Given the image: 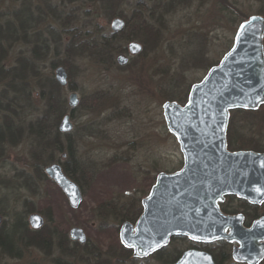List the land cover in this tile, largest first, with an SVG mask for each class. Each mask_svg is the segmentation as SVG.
Returning a JSON list of instances; mask_svg holds the SVG:
<instances>
[{
  "label": "rangeland",
  "instance_id": "374dc122",
  "mask_svg": "<svg viewBox=\"0 0 264 264\" xmlns=\"http://www.w3.org/2000/svg\"><path fill=\"white\" fill-rule=\"evenodd\" d=\"M158 1L122 0L116 5L115 14L109 15L93 0H0V22L4 26L7 20L17 23L12 11L25 3L33 17L39 14V9L47 12L48 7H55L71 26L86 24L87 29H94L92 26L96 24L103 32L111 31L110 22L116 16L122 14L131 19L139 15L138 20H130L117 44L127 55L129 41L142 45V50L130 56L124 66L116 62L115 65H99L88 59L70 61L75 82L73 91L79 97V104L71 115L74 128L70 133L75 154L85 166L81 180L83 200L77 209L69 206L52 179L35 170L34 145L26 131L16 144L0 149L1 223L13 222L17 214L27 220L29 213L37 212L44 218L45 230L53 234L49 253L29 247L21 250L20 258L0 256V264H56L60 258L69 264H163L153 256L133 258L131 251L120 244L118 228L127 216L120 207L141 199L158 172L174 171L180 166L182 155L176 139L166 128L162 104L172 101L166 98L169 93L179 103L186 101L190 86L200 81L231 47L241 20L264 13V0H184L167 12ZM161 1L166 3L167 0ZM143 22L158 36L151 45L138 30ZM61 23L46 14L41 23L28 28L27 39L6 41L4 65L9 67L16 64L17 58L30 57L37 28L44 30L52 25L61 29ZM127 35L134 38L127 39ZM63 59L60 51L58 55L50 52L36 64L43 76L54 75L51 62ZM4 86L0 82V90ZM28 87L32 106L22 97L18 100V106L24 107L22 113L16 104L12 106L18 109L17 116L24 125L36 113L33 107L38 110L42 106L33 80L29 79ZM71 91L68 86L60 90L66 100L64 113L70 111L67 98ZM231 115L246 124L252 121L245 114L234 112ZM1 117L2 113L0 122ZM253 121L255 129L264 130V110L253 117ZM245 130L243 139L247 143L264 141V132L258 135ZM65 153L66 150L57 154L60 161L66 158ZM26 209L32 211L26 212ZM72 226L81 227L87 238L86 243L80 244L83 247L74 249L77 253L74 259L65 253L62 255L57 247V233L68 235ZM186 244L185 241L174 244L168 258ZM214 249L221 251L218 246Z\"/></svg>",
  "mask_w": 264,
  "mask_h": 264
},
{
  "label": "water",
  "instance_id": "95a60500",
  "mask_svg": "<svg viewBox=\"0 0 264 264\" xmlns=\"http://www.w3.org/2000/svg\"><path fill=\"white\" fill-rule=\"evenodd\" d=\"M110 28L120 32L125 28L124 19L114 17ZM126 49L128 55L119 53L115 57L119 66L126 65L142 45L132 40ZM54 79L61 87L67 86L64 66L54 68ZM78 103V94L71 91L67 98L70 111L58 123L61 133L73 130L71 113ZM263 104L264 17L255 14L239 23L231 47L190 86L183 104H162L164 122L178 143L183 167L157 174L135 223L124 221L119 227L123 247L131 249L134 256L145 257L166 245L171 236L185 235L199 242L236 240L238 245L232 249L236 261L255 263L264 256V217L248 229L238 228L227 234L232 217L222 214L217 206L226 193L253 203L264 200V151L230 150L226 138L231 110H256ZM44 171L65 194L69 205L77 208L83 200L81 188L64 173L60 163H51ZM27 221L33 230L44 224L37 212L28 214ZM68 234L73 241L86 242L81 227L72 226ZM171 264L215 263L209 252L190 249Z\"/></svg>",
  "mask_w": 264,
  "mask_h": 264
},
{
  "label": "trees",
  "instance_id": "16d2710c",
  "mask_svg": "<svg viewBox=\"0 0 264 264\" xmlns=\"http://www.w3.org/2000/svg\"><path fill=\"white\" fill-rule=\"evenodd\" d=\"M75 0H69V2ZM98 7L109 15L115 14L116 5L122 0H93ZM154 1V0H153ZM184 0H167L166 3L158 1V5L164 6L166 12L169 8L177 7ZM48 2V1H47ZM48 11L39 9V14L33 17V13L29 10L28 5H21L20 8L12 11L14 15L13 21L7 20L5 26L0 22V82L4 83V87L0 90V113H2L0 122V149L5 145H14L24 131L31 138L33 148V157L37 159L35 170L39 175L45 177L43 167L53 162L60 163L64 173L74 180L79 186L83 185L84 165L80 158L75 154V145L73 144L72 133H61L58 130V121L64 114L66 108V100L61 95V86L55 81L53 75L43 76L38 65L39 60H43L50 52L58 55L59 51L64 55L63 60H54L51 62V69L57 65H62L68 73V87L71 90L75 89L73 81L72 64L70 61H83L85 59L99 65H115V54L123 52V48L118 46V38L123 34L129 26V22L139 19V15L127 18L124 15L119 17L125 20V28L118 32H103L100 27L94 24V29H87L86 24L79 26H71L69 20L61 18L60 13L55 7H48ZM46 14H50L53 18L61 20L60 27L57 29L52 25H47L45 29L37 28L33 33V47L29 58H17L16 64L6 67L4 65L7 46L6 41L14 39H27L28 28H34L41 23ZM264 17V13H259ZM161 18V17H160ZM245 19V18H244ZM36 20V21H35ZM243 20V19H242ZM241 20V21H242ZM142 22V21H141ZM138 30L146 37L147 44L151 45L156 40L155 33L143 22L139 25ZM145 34V35H144ZM47 35V36H46ZM66 35L68 38L63 37ZM137 36V35H135ZM134 37L128 36L127 39ZM144 42V39H143ZM29 79L33 80L37 86L39 99L42 106L36 111V115L31 117L22 124L23 120L17 116L18 109L12 107L14 104L18 106L20 97L24 98L27 105L30 103ZM12 92V95L9 92ZM168 100L176 101V98L171 93L166 97ZM181 100L180 98H177ZM21 113L24 107L18 106ZM264 110V105L257 110L236 109L232 113H241L252 119L257 117V114ZM32 111V112H34ZM31 112V113H32ZM16 118H13L14 116ZM227 128V144L230 149L250 148L255 151H264V141L255 140L249 143L243 139V132L247 131L260 135L264 130L259 127L255 129L250 121L248 124L243 122V119L231 115ZM64 141L66 143L64 144ZM66 150V158L63 161L59 160L58 153L61 154ZM1 155V153H0ZM40 161V162H39ZM82 188V187H81ZM31 209H26V212H31ZM126 212V210H124ZM124 220L132 221L131 211L126 212ZM44 229V230H43ZM53 234L49 229L32 230L28 227L27 221L17 214L13 222L5 225L0 224V256L12 258H20L21 250L29 247H35L42 250L44 253H49L52 247ZM58 249L62 255L65 253L70 258L77 257L74 249L83 247L76 242H71L64 232L57 233ZM128 251V249H125ZM82 258V257H80ZM56 264H69L63 259L56 261Z\"/></svg>",
  "mask_w": 264,
  "mask_h": 264
},
{
  "label": "flooded vegetation",
  "instance_id": "af4514ba",
  "mask_svg": "<svg viewBox=\"0 0 264 264\" xmlns=\"http://www.w3.org/2000/svg\"><path fill=\"white\" fill-rule=\"evenodd\" d=\"M179 163H180V166L174 171H177L183 167L184 159H180ZM174 171H160V172H174ZM156 176H155V179H156ZM153 184L151 185L147 193L141 199L130 201L128 205L124 204L120 207L122 211L126 210V212L131 211L133 213L131 214L132 221L122 219L121 220L122 222L129 221L131 223H135V221L137 220V218L139 217V215L142 213V210H143L142 200L151 192ZM81 192L83 196L82 188H81ZM217 206H218L219 211L222 214L232 217L230 225L226 228L227 234H229L230 232H234V230H237L238 228L248 229L253 224L254 221L260 219L261 217H264V200L258 203H253V202L248 201L247 199L237 196L236 194L226 193L223 195V198L221 200L217 201ZM77 208H73V209H77ZM27 224H28V221H27ZM40 229H37V230H40ZM118 233H119V228H118ZM67 236L69 238V234ZM69 240L71 242L78 243L77 241H73L70 238ZM179 241H185V243L187 244L179 247L173 253V257L169 259L168 258L169 250L174 246V244H176ZM234 245H238V242L236 240L228 241L226 239H219V240H215L212 242H199V241L191 240L185 235H179V236H171L166 245H164L160 249L155 250L154 252H152L151 254L145 257L134 256L132 253V250L130 251H131L133 258L141 259V258L153 256L157 260L162 261L163 264H171L172 262L176 261L179 258L182 252L186 250H190V249L203 250V251L209 252L212 255V258L215 264H264V256L258 262H255V263H248V262H241V261L234 260L232 257V249ZM216 246H218L219 248L221 247V251L216 252V249H214Z\"/></svg>",
  "mask_w": 264,
  "mask_h": 264
},
{
  "label": "bare ground",
  "instance_id": "6f19581e",
  "mask_svg": "<svg viewBox=\"0 0 264 264\" xmlns=\"http://www.w3.org/2000/svg\"><path fill=\"white\" fill-rule=\"evenodd\" d=\"M132 41V40H131Z\"/></svg>",
  "mask_w": 264,
  "mask_h": 264
}]
</instances>
